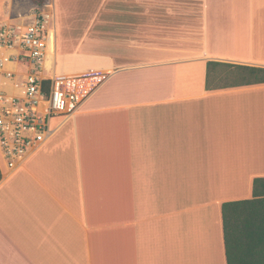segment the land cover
<instances>
[{"label": "crops", "instance_id": "1", "mask_svg": "<svg viewBox=\"0 0 264 264\" xmlns=\"http://www.w3.org/2000/svg\"><path fill=\"white\" fill-rule=\"evenodd\" d=\"M105 5L110 38L71 57L79 107L17 167L0 147V264H227L222 203L264 178V83L208 88L207 62L264 67V0Z\"/></svg>", "mask_w": 264, "mask_h": 264}, {"label": "built area", "instance_id": "2", "mask_svg": "<svg viewBox=\"0 0 264 264\" xmlns=\"http://www.w3.org/2000/svg\"><path fill=\"white\" fill-rule=\"evenodd\" d=\"M32 16L22 24L1 23L0 50L19 47L37 68L42 67L46 56V34L42 17ZM4 62L0 58V69ZM43 80L38 73L28 72L21 84H16L23 87L22 94L0 95V147L9 167H17L27 154L39 149L51 134L49 121L53 116L72 113L84 99L74 86L60 87L57 81L46 93Z\"/></svg>", "mask_w": 264, "mask_h": 264}, {"label": "rangeland", "instance_id": "3", "mask_svg": "<svg viewBox=\"0 0 264 264\" xmlns=\"http://www.w3.org/2000/svg\"><path fill=\"white\" fill-rule=\"evenodd\" d=\"M15 2L13 13L17 14L20 11L24 14V22L31 21L33 14L42 17L46 34V56L42 67L33 68L29 63L30 59L25 56L24 51L19 47L16 50L12 49L13 51L0 50L2 54L0 58L2 59L8 58L6 55L10 52V62L16 68L14 70V65L10 67L4 62V66L0 69V76L4 75L11 79L10 75H12L13 82L9 81L14 84L3 86L0 90L6 95L11 93L22 94L23 87L17 88L15 84L20 85L28 72L38 73L44 79L50 78L55 82H59L58 86L60 87L69 88H72L71 83L74 79L88 77L90 73L73 72L74 67L78 65L76 62L78 58L72 59L71 57L77 55L80 45L104 44L110 38L105 34L104 29L105 0H99L95 6L90 3L92 1L89 2L90 4L86 3V7L89 9L82 5L80 12H72L74 18L69 19H66L57 9L58 2L56 0H28L25 4L23 0H16ZM134 2L136 4V0ZM128 6L134 5L129 4ZM88 12H93L92 18L88 19ZM91 24H97L99 28L91 30L89 29V27H93L90 26ZM47 61L48 63H46ZM225 71L224 68L218 69L219 74ZM1 80L2 82L5 81L4 79Z\"/></svg>", "mask_w": 264, "mask_h": 264}, {"label": "trees", "instance_id": "4", "mask_svg": "<svg viewBox=\"0 0 264 264\" xmlns=\"http://www.w3.org/2000/svg\"><path fill=\"white\" fill-rule=\"evenodd\" d=\"M220 68L226 70L223 75L218 72ZM259 83H264V67L207 62L208 88ZM52 84V79L43 80L46 93ZM221 208L227 264H264V178L253 180L251 197L225 201Z\"/></svg>", "mask_w": 264, "mask_h": 264}, {"label": "bare ground", "instance_id": "5", "mask_svg": "<svg viewBox=\"0 0 264 264\" xmlns=\"http://www.w3.org/2000/svg\"><path fill=\"white\" fill-rule=\"evenodd\" d=\"M46 63H48V61H47ZM80 97H81V96H80Z\"/></svg>", "mask_w": 264, "mask_h": 264}]
</instances>
